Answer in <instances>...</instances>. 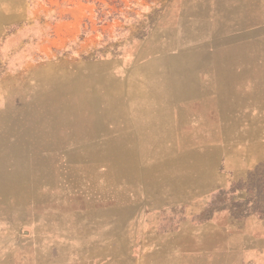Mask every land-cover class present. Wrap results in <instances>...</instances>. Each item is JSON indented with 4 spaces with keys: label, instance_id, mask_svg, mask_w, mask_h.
Instances as JSON below:
<instances>
[{
    "label": "rangeland",
    "instance_id": "1",
    "mask_svg": "<svg viewBox=\"0 0 264 264\" xmlns=\"http://www.w3.org/2000/svg\"><path fill=\"white\" fill-rule=\"evenodd\" d=\"M118 97L172 134L120 149ZM263 211L264 0H0V264H264Z\"/></svg>",
    "mask_w": 264,
    "mask_h": 264
},
{
    "label": "crops",
    "instance_id": "2",
    "mask_svg": "<svg viewBox=\"0 0 264 264\" xmlns=\"http://www.w3.org/2000/svg\"><path fill=\"white\" fill-rule=\"evenodd\" d=\"M77 8L70 9L66 21L72 26L73 34H77L81 22V13L77 12ZM174 101L175 97H118L121 126L118 147L130 151L142 141L151 142V135L160 127L164 126L168 131V117L169 132L172 134ZM182 101H192L198 108L192 114H184L182 126L192 124L201 128L202 133H221L222 97H182Z\"/></svg>",
    "mask_w": 264,
    "mask_h": 264
},
{
    "label": "trees",
    "instance_id": "3",
    "mask_svg": "<svg viewBox=\"0 0 264 264\" xmlns=\"http://www.w3.org/2000/svg\"><path fill=\"white\" fill-rule=\"evenodd\" d=\"M262 215L264 216V211L262 212Z\"/></svg>",
    "mask_w": 264,
    "mask_h": 264
}]
</instances>
